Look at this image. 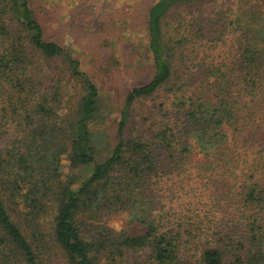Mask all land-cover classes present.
<instances>
[{
    "label": "trees",
    "instance_id": "obj_1",
    "mask_svg": "<svg viewBox=\"0 0 264 264\" xmlns=\"http://www.w3.org/2000/svg\"><path fill=\"white\" fill-rule=\"evenodd\" d=\"M193 1L157 0L150 7L154 75L128 92L117 143L104 158L90 126L100 105L98 85L78 58L46 38L30 0H0V264H42L43 219L51 211L55 239L71 264H98L95 251L116 255L148 246L157 264H264V0H239L237 14L220 30L233 32L229 55L202 69L201 80L193 79L190 94L175 99L174 114L155 136H124L139 99L164 86L173 94L181 81L176 63L183 46L166 38L164 21L173 8ZM72 78L83 93L61 117ZM15 121H24L20 133L12 132ZM65 155L78 174L61 170ZM162 166L209 187L216 206L238 205L246 228L227 240L207 234L206 242L203 226L167 229L155 215L154 177ZM87 208L127 211L148 229L114 236L104 227L90 240L79 223Z\"/></svg>",
    "mask_w": 264,
    "mask_h": 264
},
{
    "label": "rangeland",
    "instance_id": "obj_2",
    "mask_svg": "<svg viewBox=\"0 0 264 264\" xmlns=\"http://www.w3.org/2000/svg\"><path fill=\"white\" fill-rule=\"evenodd\" d=\"M30 1L45 29L46 38L60 43L78 58L82 70L88 72L99 87V110L90 126L99 134L97 144L105 158L117 143L128 92L147 83L154 75L155 67L148 47L147 18L150 7L157 0ZM240 4L239 0H196L173 8L164 21V28L166 38L170 39V36L183 46L177 52L176 63L182 79L173 85V94L164 86L132 106L124 128L126 139L140 137L150 140L155 136L161 124L174 114L175 99L190 94L193 79L201 80L202 69L229 55L233 48L230 40L234 38L233 32L220 35V30L228 24L231 16L237 14ZM204 23H207L205 34L200 29ZM176 27L180 30L178 34L175 33ZM233 31L235 34L236 29ZM68 86L63 109L59 110L61 117L76 108L83 93L82 84L75 78ZM53 118L60 120L58 114ZM23 122L15 121L11 126L12 132L20 133ZM61 170L64 174H78L71 168L67 155L63 157ZM172 171L162 166L161 175L154 177L153 185L158 207L155 215L167 224V229L200 225L206 232L200 235L201 240L206 242L210 238L207 234L215 233L216 239L224 237L227 240L229 236H235L237 230L246 228V220L240 217L238 205L229 208L227 205L216 206L209 187L177 176ZM84 210L80 212L79 223L84 236L90 240L98 237L104 227L111 228L114 236L123 230L129 235H142L148 229L144 223L133 220L127 211L96 213L89 208ZM53 220L54 211L43 219L46 245L44 250H40L42 264H71L68 254L55 239ZM152 252L148 246L143 249L123 248L122 253L116 255L102 250L93 254L98 264H157Z\"/></svg>",
    "mask_w": 264,
    "mask_h": 264
}]
</instances>
